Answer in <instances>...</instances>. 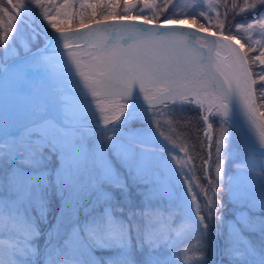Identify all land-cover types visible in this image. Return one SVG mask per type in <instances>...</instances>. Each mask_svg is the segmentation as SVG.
I'll use <instances>...</instances> for the list:
<instances>
[{"label": "snow or ice", "instance_id": "obj_1", "mask_svg": "<svg viewBox=\"0 0 264 264\" xmlns=\"http://www.w3.org/2000/svg\"><path fill=\"white\" fill-rule=\"evenodd\" d=\"M262 119L264 0H0V264H264Z\"/></svg>", "mask_w": 264, "mask_h": 264}, {"label": "trees", "instance_id": "obj_2", "mask_svg": "<svg viewBox=\"0 0 264 264\" xmlns=\"http://www.w3.org/2000/svg\"><path fill=\"white\" fill-rule=\"evenodd\" d=\"M39 43L42 44V40ZM37 46H39V45H35L34 47H37ZM186 111L192 117L194 122H198V120H197L198 113L197 112L191 111L190 109H186ZM211 253H212V256L210 258ZM215 253H216L215 243L210 242L209 248L207 250V258H208L209 264H215V258H216ZM224 264H226V261L224 262Z\"/></svg>", "mask_w": 264, "mask_h": 264}, {"label": "water", "instance_id": "obj_3", "mask_svg": "<svg viewBox=\"0 0 264 264\" xmlns=\"http://www.w3.org/2000/svg\"><path fill=\"white\" fill-rule=\"evenodd\" d=\"M108 23H112V25H110V27H114V26H116L119 22L118 21H115V20H112V19H109L108 21H106V24H108ZM134 23H140L139 21H137V22H134ZM144 27H149V26H144ZM170 28H172V27H177V28H183L184 30H191V31H193V32H195V27H192V26H187V25H172V26H169ZM200 33H205V32H200Z\"/></svg>", "mask_w": 264, "mask_h": 264}, {"label": "bare ground", "instance_id": "obj_4", "mask_svg": "<svg viewBox=\"0 0 264 264\" xmlns=\"http://www.w3.org/2000/svg\"><path fill=\"white\" fill-rule=\"evenodd\" d=\"M110 23H108L107 25H109ZM110 25H112V24H110ZM186 25V24H185ZM172 28H177V27H172ZM181 28V27H180ZM183 29V28H182ZM184 30V29H183ZM186 32H193V31H191V30H185ZM197 35H199L200 36V38H201V40L202 41H206L207 43H209V44H211L216 38L215 37H213V36H211V35H209V34H205V33H197ZM260 123L261 124H264V119H262L261 121H260Z\"/></svg>", "mask_w": 264, "mask_h": 264}, {"label": "rangeland", "instance_id": "obj_5", "mask_svg": "<svg viewBox=\"0 0 264 264\" xmlns=\"http://www.w3.org/2000/svg\"><path fill=\"white\" fill-rule=\"evenodd\" d=\"M88 11V13L90 14L91 13V10L89 9V10H87ZM211 31H216L215 29H211ZM254 38H257V39H259V37H254ZM41 243H42V241H41ZM211 256H212V253H211V255H210V258H211Z\"/></svg>", "mask_w": 264, "mask_h": 264}]
</instances>
